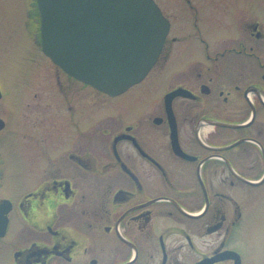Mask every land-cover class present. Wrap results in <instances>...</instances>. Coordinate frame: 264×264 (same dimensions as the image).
Here are the masks:
<instances>
[{
	"label": "flooded vegetation",
	"instance_id": "obj_1",
	"mask_svg": "<svg viewBox=\"0 0 264 264\" xmlns=\"http://www.w3.org/2000/svg\"><path fill=\"white\" fill-rule=\"evenodd\" d=\"M174 1L194 29L174 32L161 6L162 52L124 92L91 95L53 62L5 104L0 137H17L26 181L1 189L0 153V264H247L245 198L264 186V17L234 5L209 38L201 0Z\"/></svg>",
	"mask_w": 264,
	"mask_h": 264
},
{
	"label": "water",
	"instance_id": "obj_2",
	"mask_svg": "<svg viewBox=\"0 0 264 264\" xmlns=\"http://www.w3.org/2000/svg\"><path fill=\"white\" fill-rule=\"evenodd\" d=\"M38 2L44 51L69 73L111 94L145 77L169 30L155 0ZM4 124L0 118V129Z\"/></svg>",
	"mask_w": 264,
	"mask_h": 264
},
{
	"label": "rangeland",
	"instance_id": "obj_3",
	"mask_svg": "<svg viewBox=\"0 0 264 264\" xmlns=\"http://www.w3.org/2000/svg\"><path fill=\"white\" fill-rule=\"evenodd\" d=\"M157 1L163 8H168L174 23V32L179 30V24H188L194 29L191 19L193 11L187 7H178L179 1ZM258 1L264 0H201L198 3L199 25L206 35L212 38L215 35L214 30L221 29L214 28L210 21L218 20L217 15L235 14L231 10L234 5L237 8L244 7L242 9L244 14L264 17V8L260 6L262 2ZM31 2L32 0H0V87L4 91V98L0 100V115L6 113L4 106L15 102L16 96L22 93L19 85L29 77L28 73L34 64H42L45 68L52 69L53 61L40 51L38 42L35 41L34 34L37 33L35 30L38 29V22L31 16ZM59 74L65 77L61 71ZM90 93L96 95L99 92L90 86ZM13 143H18V140L11 133H5L0 137L1 158L5 159L8 176L6 180L4 179L5 184L2 186L4 188L1 189L9 192L16 190L26 181L24 171L18 169L22 161L20 144L12 146ZM245 203L250 205V209L247 210V237L244 242L248 248L246 263L264 264V186L251 192L245 198Z\"/></svg>",
	"mask_w": 264,
	"mask_h": 264
}]
</instances>
